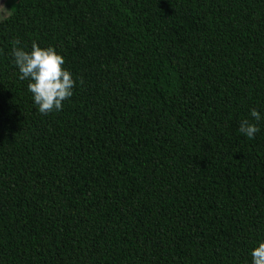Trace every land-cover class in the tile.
Instances as JSON below:
<instances>
[{
  "label": "trees",
  "instance_id": "16d2710c",
  "mask_svg": "<svg viewBox=\"0 0 264 264\" xmlns=\"http://www.w3.org/2000/svg\"><path fill=\"white\" fill-rule=\"evenodd\" d=\"M3 4L0 264H250L264 0ZM33 41L72 73L60 111L41 114L19 79L12 48Z\"/></svg>",
  "mask_w": 264,
  "mask_h": 264
},
{
  "label": "clouds",
  "instance_id": "9594fccd",
  "mask_svg": "<svg viewBox=\"0 0 264 264\" xmlns=\"http://www.w3.org/2000/svg\"><path fill=\"white\" fill-rule=\"evenodd\" d=\"M11 56L19 79L28 80L27 91L31 93L36 109L41 114L60 111L62 101L72 96L74 86L72 73L63 67V56L54 47H40L35 41L31 43L30 50L13 46ZM249 117L259 121L261 113L252 108ZM238 131L247 138H253L259 129L256 123L246 118L240 121ZM250 257V264H264V237L259 238L251 248Z\"/></svg>",
  "mask_w": 264,
  "mask_h": 264
},
{
  "label": "rangeland",
  "instance_id": "374dc122",
  "mask_svg": "<svg viewBox=\"0 0 264 264\" xmlns=\"http://www.w3.org/2000/svg\"><path fill=\"white\" fill-rule=\"evenodd\" d=\"M3 1L4 0H0V20L2 18H5V17L9 16V14H10L8 12V10H6V8H5L4 4H3Z\"/></svg>",
  "mask_w": 264,
  "mask_h": 264
}]
</instances>
